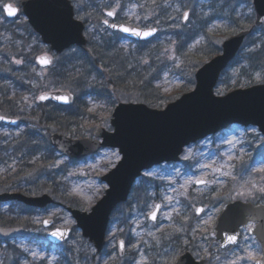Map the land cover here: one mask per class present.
<instances>
[{
    "label": "rangeland",
    "instance_id": "obj_1",
    "mask_svg": "<svg viewBox=\"0 0 264 264\" xmlns=\"http://www.w3.org/2000/svg\"><path fill=\"white\" fill-rule=\"evenodd\" d=\"M119 2V0H114ZM126 1V0H125ZM148 2L162 1V0H146ZM172 5L174 12L177 14L171 16L174 20L176 30L181 29L182 18L188 9H185L179 5L180 0H164ZM178 1V3H177ZM188 1L184 4L188 5ZM194 1V0H193ZM247 1V0H242ZM108 0H75L76 3V14L80 18L90 19L96 17V13L92 12L91 9H98L101 5L107 3ZM214 0H198L194 1L191 5L195 9V15L189 19L187 30L193 32H199L201 34L214 33L221 35L227 31L232 30L235 26L230 27L231 22L225 21L223 18H218L217 23L212 26L207 24L210 18L215 15V10L211 8ZM109 3V2H108ZM177 3V5H175ZM2 6L3 3H0ZM244 7L245 4H242ZM140 6H131L128 1L127 5H124L122 9L118 8V21L127 22L132 25L142 27L143 22L154 14L151 9L142 8ZM90 8V12H87ZM111 9V8H108ZM148 11V12H147ZM157 11V10H156ZM156 13V12H155ZM99 15V14H98ZM101 15V14H100ZM103 17V16H101ZM168 20V19H167ZM166 20V21H167ZM170 20V19H169ZM168 20V21H169ZM24 17L20 16L15 22H10L0 12V43L5 44L0 46L1 53L9 46L10 42L14 41L15 34L18 32L21 38H24L27 48L38 43L36 37L31 36L29 30L25 27ZM177 25V27H176ZM6 27H11L6 28ZM104 27V26H103ZM186 27H183V30ZM211 29V30H210ZM95 31V26H90L88 34H92ZM206 37V35H203ZM218 37V36H215ZM164 43L166 42L165 36L161 37ZM202 37L197 38V42L194 45H182L177 48V45L173 47H164L158 51L159 55L166 57L170 63L169 69L163 71L158 66H154L148 61V54H143V60L139 62L142 67L130 71L127 79L123 80V85L127 87L126 94L120 93L122 100H131L142 98L144 90L148 88L154 90V92L167 98L165 101H161L158 106L166 107L171 102L170 98H178L181 92L183 83L185 80L182 79L183 75L178 73L183 71L186 63V55H189L200 43H203ZM16 43V42H15ZM248 45V44H247ZM190 46V49H188ZM121 48L130 47L128 42L120 45ZM38 48H42L38 44ZM255 48V47H254ZM75 53L74 50L66 56H61L60 61L72 60V55ZM11 56V52H9ZM15 58L16 56L13 55ZM203 56V61L206 60ZM23 68L27 69L28 62L20 61ZM160 63V60H159ZM1 64V56H0ZM9 65L11 66L10 62ZM161 70V71H160ZM33 73L37 72L36 86H52L54 79L46 81L43 78H39L42 74V70L30 69ZM29 71V72H30ZM155 75L154 77H151ZM148 76V77H147ZM146 77V78H145ZM150 77V78H149ZM254 78L261 79V72L258 71L254 74ZM247 77H242L238 74L235 69L231 70L228 74H224L216 88V93L224 95L225 92L233 90L235 86L245 87ZM93 82V83H92ZM100 81L97 78L89 81L87 84L76 86V89L80 91L95 93L98 91L96 85H100ZM142 85L145 88H142ZM62 88H66L63 86ZM121 86H118L117 91L120 92ZM158 90L160 92H158ZM74 91V89L72 90ZM76 91V90H75ZM132 92H139L141 96L136 98L131 96ZM37 91L31 90L24 97L30 107L36 103L35 99ZM144 98V97H143ZM116 98L113 99V101ZM174 100V99H173ZM87 112L83 115V129L91 130L96 128L98 125H106L110 121L111 103L108 101H99L93 97L85 98ZM157 108H160L158 107ZM109 108V109H108ZM20 129L11 131L8 128H0V144H3L4 138L6 143L13 136H20ZM231 141L232 143H229ZM16 143V142H15ZM14 143V145H15ZM251 147H257L260 152L254 154L250 149ZM264 151V136L259 133L255 127L250 126L247 129H243L239 126L226 129L225 132H219L215 134V137L209 136L202 141L196 142L186 147L182 160L179 163L173 165H160L152 167L148 170L145 175L147 177H153L156 181L155 185L149 182L147 192L141 195L144 200L143 204L145 209L140 212L137 209L138 204L136 198L133 200L132 207L135 208L133 211V217L130 221L133 226V237L132 244L128 246L130 250L135 252L134 258H136L135 264H174L177 260L178 254L190 247L193 253L199 258L211 257L209 264H231L232 261L237 260V257L247 256L249 245H252L249 251L257 254L256 258H261L262 252H260V246L255 241L253 236H250L247 229L244 230V235L238 246L221 249L219 248V242L215 239L214 229L216 226V220L220 209L224 206L220 203L215 206L214 203H218L217 193L225 191L226 188L232 190L231 196L235 199L244 200H260L264 194L258 191L259 188L264 187V172H260V167L264 166V155L260 156V153ZM255 155V156H253ZM120 151L116 149L108 148L101 151L98 156L87 158L74 164L69 161L68 157L58 156L57 160L54 161L56 168L65 167L63 172H59L58 181L61 183L58 185L61 191V196L57 195L58 201L64 200L67 197L76 198L77 201L81 202L85 206V210L92 208V205L100 199L102 194L107 189V184L101 181V176L105 174L109 169L113 168L121 158ZM187 157V158H186ZM254 159L250 161V159ZM15 162V161H14ZM245 164L244 166H242ZM10 162H8V167ZM7 166L0 167V177H5L8 170ZM197 179H207L208 183L206 186L196 185ZM34 180L31 183L30 191L35 193L37 186L42 183L43 179ZM35 183V184H34ZM253 185L255 187H253ZM216 192V194H214ZM135 194V193H134ZM133 194V197L135 195ZM209 197L208 205L203 204V198ZM61 203V202H60ZM62 204V203H61ZM61 204L51 205L47 207L46 213L43 211L41 214L36 215L34 218H28L31 222L35 219L34 230L40 235L37 242L30 240L11 242V244L0 246V264H4L7 258V264H29L30 260L36 262L41 260L43 264H64L61 260L65 256L64 251L57 250L55 247L49 248V242L45 239L48 229L43 227L42 221L47 218L55 220L56 227H69L75 224L74 218H72L66 207ZM157 204H161L160 215L157 221L152 222L150 220V213L154 210ZM202 205L205 209L200 215L197 213V208ZM128 211V209H126ZM197 213V218L194 214ZM23 219L22 217H20ZM177 219V220H176ZM178 221L182 224H177ZM114 228L110 231L109 248L112 250L113 256L108 263L122 264L123 262L118 260V252H114V246L117 244V238L120 235L123 228L119 223H115ZM188 232V233H187ZM187 233V234H186ZM171 237H179L180 239L174 240ZM84 239L80 234L73 237L69 244L75 246L78 250L84 246ZM259 246V249L257 248ZM87 246V245H86ZM16 247L20 249L23 254L21 260H17L18 253ZM27 249V250H25ZM96 252L95 248H92ZM15 252V253H14ZM38 253L37 257H33L32 253ZM19 259V258H18ZM108 259V258H107ZM238 264H255L254 260L249 261H238Z\"/></svg>",
    "mask_w": 264,
    "mask_h": 264
},
{
    "label": "water",
    "instance_id": "obj_2",
    "mask_svg": "<svg viewBox=\"0 0 264 264\" xmlns=\"http://www.w3.org/2000/svg\"><path fill=\"white\" fill-rule=\"evenodd\" d=\"M253 4L257 13L255 26H262L264 25V0H254ZM22 5L26 15L30 17L31 24L53 49L61 52L70 48L71 44H78L89 50L87 38L83 34L86 25L75 19L74 6L70 0H27ZM16 14L8 16L15 18ZM119 26L121 25H117L116 29L120 30ZM123 26L131 28L125 24ZM135 28L141 31L150 30ZM154 30L148 37L126 34L135 40H146L157 34L158 29L154 28ZM251 33L252 30H246L228 38L223 43L222 54L212 58L196 72V88L171 102L166 109L157 110L142 103H120L112 118L115 131L111 132L98 127L95 132L96 137L103 138V142L91 138L73 140L60 133L52 135V144L73 159L83 158L87 154L95 153L98 149L108 146L118 148L123 154L119 165L103 176V180L110 185V189L93 210L87 213L70 208L78 220V226L83 228L85 236L95 241L100 251L106 240L105 234L111 212L118 203L128 199L134 182L142 175V170L164 161L180 160V154L186 145L236 123L245 126L258 125L264 134V84L235 89L224 96H218L214 92L223 70L239 52L245 37ZM41 57L50 61L48 64H41L42 66L51 65L50 56L42 55ZM42 96H47L48 100L61 104L65 102L55 97H68V102L65 104L74 103V95L68 91H56ZM2 117L4 119L0 122L15 125L18 123L15 119ZM14 199L42 207L53 202V198L48 194L29 197L17 192L0 193L1 202ZM158 210L159 207L154 211L156 216ZM48 221L50 223L47 226H50L53 221ZM251 221H259L250 231L262 242L264 252V205L256 206L242 200L229 203L219 216L215 233L221 240V246L226 247L231 244L226 239L227 235H237L239 241L241 226H247ZM58 229L66 233L63 239L51 235L57 229L48 233L49 240L56 244L65 241L71 232L70 229ZM32 234L31 231L21 227H0L2 240L26 238ZM121 252L124 254L125 248ZM205 262V259L197 261L188 251L181 255L177 264H205ZM261 262L264 264V256Z\"/></svg>",
    "mask_w": 264,
    "mask_h": 264
},
{
    "label": "trees",
    "instance_id": "obj_3",
    "mask_svg": "<svg viewBox=\"0 0 264 264\" xmlns=\"http://www.w3.org/2000/svg\"><path fill=\"white\" fill-rule=\"evenodd\" d=\"M223 1V6L218 8V1L214 2V9L215 10V15L210 18V21L208 22V26H212L213 24L217 23L215 22L217 19L215 18H223L228 21L234 20V28L230 30L231 32H228V34H221L222 36L220 37L219 40L228 37L229 35H232L231 33L236 32L237 30H242L244 28H248L252 23H253V15L252 13L247 12V9L242 8V2L240 3L239 0H221ZM248 5H250V2H247ZM165 9V7H164ZM167 12L171 11V8L166 9ZM251 11V10H250ZM174 13V12H173ZM177 14V12H175ZM247 15L248 19L247 21H239V19L242 18V16ZM215 17V18H213ZM259 31H264V29L259 30ZM257 31V32H259ZM256 32V33H257ZM197 35V37H196ZM255 35V34H254ZM253 35V36H254ZM200 36L196 33H192L191 31L189 33H185L184 36L181 38V33H178L177 35V42L178 44H189V42L193 41V39L200 38ZM210 39L208 41L203 42L199 47L196 48V51L198 52H190L189 55H186V65L185 68H183V71L178 73L179 75H183L182 79L185 80L183 83L181 92L179 93V96H181V93L188 92L191 90V88L195 85V78H194V72L197 68L201 67V65L204 63L203 62V56L207 58H211L213 55L220 53L221 50L220 48H214L211 44V41L215 42L214 38L212 37V34L210 33L209 35ZM252 36V37H253ZM205 37V36H203ZM252 37L249 39L251 40ZM194 42V41H193ZM192 42V43H193ZM191 44V43H190ZM255 47V48H254ZM3 60L5 62H8V59L11 60L10 55L7 53H4L2 56ZM83 61V68L81 72H77L80 69V66L76 63H73L71 66H73V70H76V74L78 75V78H80V83L84 84V82L88 83L91 81L92 78H94L95 74V67L93 66L92 58L90 56H85L83 55L82 57ZM14 62V61H13ZM89 62H92L90 64ZM94 67V68H93ZM162 67V66H161ZM235 69L238 71V74L241 75L242 77H247L245 81H247V85H253L256 84V82L262 81L264 82V33L263 35L259 36L258 38H255L254 41H250L248 45L243 47V50L238 54V56L233 60L232 65L224 71V74H228L231 72V70ZM61 70L64 75L69 74V68H67L66 65H63L61 67ZM72 70V71H73ZM91 70V71H89ZM96 70V69H95ZM168 69H164V71H167ZM58 68L56 71L53 73V76L57 74ZM89 71V72H88ZM260 71L261 72V79L254 78V74L256 72ZM91 74L90 78L88 75ZM153 76V75H152ZM151 76V77H152ZM108 76L106 75L103 81H108ZM110 79V78H109ZM93 83V82H92ZM108 83H115L113 80H109ZM11 86V88H10ZM18 87V82L16 80H12V85L9 86H4V88L7 87L6 89V95L2 96V103H3V108L6 110L5 112L7 113H12V114H18L22 115L24 118L25 122L30 125L27 127L25 131V135L31 136L32 138H22L21 145L22 147H18V149L21 150V153H23V157L19 158L20 163L18 166L26 160L28 162L30 158L35 157L34 153H42L44 156V159L42 160V164L39 165L40 167H35L34 170L33 168H29L27 166V163L24 162L23 165H21V169L18 170L13 174V176H8L7 179L4 180V183H0V190L3 189H9L10 183L11 186L19 187L21 182L18 181L19 179H23L27 174H32L34 171L37 172H42L41 175L48 174L51 165L49 164L50 161H52L54 157V149L51 147V144H49L48 141V133L46 131H52V130H58L61 132H67L71 133L74 136H84L85 133L82 132L79 128L72 130L70 129V123H66L65 121H68L69 117L64 116V117H53V116H48L46 112H44V108H41V105L37 106L34 109H31L30 113H26L25 110L27 109L26 107L20 105L17 109L16 106L13 105V99L10 100L11 98V91L13 88ZM237 85L236 87H238ZM17 87L15 88L16 92H19ZM108 87V86H107ZM9 89V90H8ZM158 92H160L158 90ZM95 93H89V95H95ZM144 99H142L151 106H158L161 101H165V97L159 93L157 95L154 90L148 88V90H144ZM112 96V92L108 91L107 88H104V95L99 97L101 99L105 100H110V97ZM116 98H119L118 95H116ZM170 99H175V98H170ZM169 99V100H170ZM63 110H68L65 107L62 108ZM72 115V114H71ZM72 118L75 119V116L72 115ZM71 121V118H70ZM39 131V132H38ZM23 134V135H24ZM40 135V136H39ZM259 152V151H258ZM16 156L19 154L15 153ZM28 158V159H27ZM6 161V156H4V151L0 152V162L4 163ZM9 178H13L12 182H10ZM23 186H20L22 188ZM44 191H49L51 192L55 197L57 195V192L55 191V188H53L51 185L45 186ZM264 200V198H262ZM1 210V209H0ZM0 225H14V224H22L23 226H30V222L27 218L20 216L22 214H28V215H34L35 211L33 208H30L28 206H19L17 209L16 208H8L6 210H1L0 211ZM15 217L13 218V216ZM22 217L23 219H21Z\"/></svg>",
    "mask_w": 264,
    "mask_h": 264
},
{
    "label": "snow or ice",
    "instance_id": "obj_4",
    "mask_svg": "<svg viewBox=\"0 0 264 264\" xmlns=\"http://www.w3.org/2000/svg\"><path fill=\"white\" fill-rule=\"evenodd\" d=\"M3 11L7 12V14L9 16H12V15H15L17 13V8L12 3H8V4L3 5ZM107 15L109 17H112V16L115 15V13L110 11V12L107 13ZM187 18H188V14L185 13V19H187ZM104 23L105 24H108V21L105 20ZM110 27L116 28L117 25L116 24H112V25H110ZM119 28H120V31L125 32V33H130L131 35H135L137 37H148V36H151L153 34V32L155 31L154 29H150L148 31H141L139 29H136V28H128V27H125L123 25L119 26ZM39 62L41 64H48V63H50V61L47 58H44V57H41ZM40 99L41 100H46V99H48V97L47 96H41ZM55 99L62 100L65 103L68 102V97L57 96V97H55ZM3 119H4V117L0 116V120H3ZM13 123H14V121H13ZM229 143H232V142L229 141ZM259 171L260 172H264V166L260 167ZM197 182L198 183H206L205 181H197ZM253 187H255V186L253 185ZM258 191L260 193L264 194V187L259 188ZM158 207L159 206H157V208ZM198 211H202V210H198ZM152 219L153 220L156 219V213L155 212L152 213ZM42 223L45 226H47L50 223V221L44 220V221H42ZM252 227H254V225H250L249 226V229L251 230ZM51 235L54 236V237H57L58 239H63L65 237L66 233L63 232V231H60L59 229H57L56 231L52 232ZM226 239L231 244H237L238 243V237H237V235H227L226 236ZM251 247H252V245H249L248 246V249H250ZM120 248H121V250H123V248H124L123 241H121V243H120ZM257 248L259 249V246L258 245H257ZM248 249H245V251L248 252V255L247 256L237 257V260L232 261L231 264H238V261H249V260H254L255 261V264H262L261 260H259V259L256 258L257 254L254 253V252H252V251H249ZM25 250H27V249H25ZM32 255L35 258L39 254L34 252V253H32Z\"/></svg>",
    "mask_w": 264,
    "mask_h": 264
},
{
    "label": "flooded vegetation",
    "instance_id": "obj_5",
    "mask_svg": "<svg viewBox=\"0 0 264 264\" xmlns=\"http://www.w3.org/2000/svg\"><path fill=\"white\" fill-rule=\"evenodd\" d=\"M2 103V102H1ZM3 104V103H2Z\"/></svg>",
    "mask_w": 264,
    "mask_h": 264
}]
</instances>
